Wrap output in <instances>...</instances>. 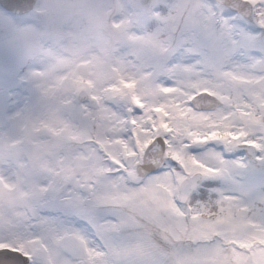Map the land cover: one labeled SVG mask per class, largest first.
Wrapping results in <instances>:
<instances>
[{
	"label": "snow or ice",
	"instance_id": "snow-or-ice-1",
	"mask_svg": "<svg viewBox=\"0 0 264 264\" xmlns=\"http://www.w3.org/2000/svg\"><path fill=\"white\" fill-rule=\"evenodd\" d=\"M96 8L99 55L0 65V264H264V0Z\"/></svg>",
	"mask_w": 264,
	"mask_h": 264
},
{
	"label": "rangeland",
	"instance_id": "rangeland-1",
	"mask_svg": "<svg viewBox=\"0 0 264 264\" xmlns=\"http://www.w3.org/2000/svg\"><path fill=\"white\" fill-rule=\"evenodd\" d=\"M47 3L58 4L64 9L62 22L56 29L59 39L42 36L38 43L34 41L33 33L44 22L51 23L47 17H41V23L34 26L26 17L18 18L17 27L10 36L6 21H0V37H6V43L0 44V65L6 66L13 55L29 62L45 64L61 56L68 57L70 53L95 56L103 51L106 35L103 27L97 23L96 6L105 5L107 0H47ZM42 5L43 0H36L37 9Z\"/></svg>",
	"mask_w": 264,
	"mask_h": 264
},
{
	"label": "clouds",
	"instance_id": "clouds-1",
	"mask_svg": "<svg viewBox=\"0 0 264 264\" xmlns=\"http://www.w3.org/2000/svg\"><path fill=\"white\" fill-rule=\"evenodd\" d=\"M33 2L35 3V0H33ZM46 2H47V0H43V4L46 3Z\"/></svg>",
	"mask_w": 264,
	"mask_h": 264
}]
</instances>
